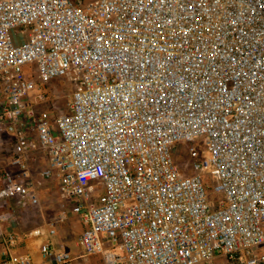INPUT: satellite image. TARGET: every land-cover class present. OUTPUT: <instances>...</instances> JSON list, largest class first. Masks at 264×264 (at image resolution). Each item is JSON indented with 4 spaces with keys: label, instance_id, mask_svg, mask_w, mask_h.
<instances>
[{
    "label": "built area",
    "instance_id": "1",
    "mask_svg": "<svg viewBox=\"0 0 264 264\" xmlns=\"http://www.w3.org/2000/svg\"><path fill=\"white\" fill-rule=\"evenodd\" d=\"M63 78L77 87L56 114ZM0 132L19 169L0 170V201L58 184L47 264H74L53 242L70 214L103 264H264V0H0ZM18 242L0 230L1 264H35Z\"/></svg>",
    "mask_w": 264,
    "mask_h": 264
},
{
    "label": "rangeland",
    "instance_id": "2",
    "mask_svg": "<svg viewBox=\"0 0 264 264\" xmlns=\"http://www.w3.org/2000/svg\"><path fill=\"white\" fill-rule=\"evenodd\" d=\"M21 36L24 38L26 35L23 33ZM76 84V81H71L65 78L58 79L50 83L48 89H50L51 91V100L45 105V108L52 110L56 114L69 111L68 103L70 101V95L77 87ZM10 139L11 138L9 137V134L0 132V153L2 154V157L0 159V162L2 164H0V168L1 171H10L14 174H18L19 169L11 164V159L15 151V143L12 140L10 142ZM39 156H41L40 159L31 164V174L35 179H38L40 177L41 172L47 166V161L44 154L40 152ZM177 160L182 166H185L188 163V159L184 153L180 154L177 157ZM192 173L193 172L189 169L185 170V174L187 175ZM206 181L207 185L210 186L211 199L216 200L219 195L218 183L213 181L208 176L206 177ZM37 190L41 198V205L30 206L31 209L35 210V212L32 214L34 216L29 221L37 223L41 220L39 219V217H41L43 219V222L38 226L45 227L51 221H54L58 218L61 210H63V201L59 193L58 184L54 180L43 181L38 185ZM17 214L19 216V211ZM72 215L73 214H70L68 220H66L62 224H59L58 231H61V233H65L67 231L66 226L68 225ZM79 249L81 250L80 247ZM219 264H224V262L220 261Z\"/></svg>",
    "mask_w": 264,
    "mask_h": 264
},
{
    "label": "crops",
    "instance_id": "3",
    "mask_svg": "<svg viewBox=\"0 0 264 264\" xmlns=\"http://www.w3.org/2000/svg\"><path fill=\"white\" fill-rule=\"evenodd\" d=\"M9 137L11 138L10 142L11 140L14 141V137L12 135L9 134ZM1 157L2 154L0 153V159ZM0 164L2 163L0 162ZM15 206H17L19 209V216L6 223H3L0 227V230H12L19 235V242L13 248L14 254L30 255L35 260V264H47L48 262L43 258L40 251L41 245L47 239V225L45 227L38 226L43 222V219L41 217H39V219L41 220L37 223L29 221L34 216L32 214L35 212V210L31 209L30 206L19 207L18 202L14 199H5L0 201V215L10 212V210ZM85 227L86 226L84 225L80 217L73 214L68 225L66 226L67 231L65 233H61V231H58L56 237L53 240L54 246L59 250L69 251L74 254L76 256L74 264H103V259L101 256L84 257L77 245V238L83 232ZM38 228H41L44 234L41 236H32L31 233ZM2 251L3 246L0 245V261Z\"/></svg>",
    "mask_w": 264,
    "mask_h": 264
}]
</instances>
